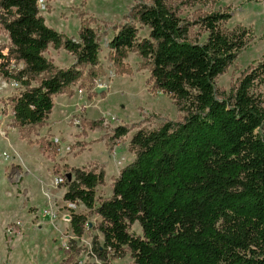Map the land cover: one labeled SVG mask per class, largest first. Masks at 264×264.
Returning <instances> with one entry per match:
<instances>
[{
	"label": "trees",
	"instance_id": "1",
	"mask_svg": "<svg viewBox=\"0 0 264 264\" xmlns=\"http://www.w3.org/2000/svg\"><path fill=\"white\" fill-rule=\"evenodd\" d=\"M215 1L136 0L112 26L107 48L115 73H132L125 59L137 53L151 89L169 95L183 116L132 133L134 158L112 178L108 197L96 199L103 168L70 166L58 175L63 199L88 210L70 209L72 233L81 236L86 225L98 230L103 243L93 240L92 250L103 264L127 252L134 264H264V60L251 62L228 90L216 87L253 34L241 24L227 27V8L181 14ZM91 23L81 19L77 37L68 36L46 24L39 0H0V32L8 39L0 46V77L18 85L4 103L10 126L51 159L57 141L31 135L45 125L54 97L73 95L75 85L89 88L104 73ZM49 47L71 54L73 63L56 65L45 55ZM128 131L117 125L110 137ZM88 214L99 220L90 225ZM136 222L141 234L130 231Z\"/></svg>",
	"mask_w": 264,
	"mask_h": 264
},
{
	"label": "rangeland",
	"instance_id": "2",
	"mask_svg": "<svg viewBox=\"0 0 264 264\" xmlns=\"http://www.w3.org/2000/svg\"><path fill=\"white\" fill-rule=\"evenodd\" d=\"M135 3L136 0H39L46 24L68 36L77 37L81 19L91 20L100 36L99 60L104 73L89 88L75 85L73 95L55 96L45 125L31 135L32 140L44 136L57 141L60 149L52 159L37 143L20 139L17 129L10 126L12 115L4 103L17 92L18 85L0 77V264H103L92 250L93 240L103 243L102 234L94 227H85L81 236L72 233L70 209L77 213L88 210L81 202L64 200L65 184H56L55 178L70 166L103 168L105 181L97 186L96 199L108 197L112 178L134 158L129 150L132 133L140 127L154 128L164 120L182 118L183 112L169 95L151 89L149 71L140 64L137 53L131 51L125 59L132 69L130 74H116L108 58L112 26L122 22ZM198 7L206 11L227 8L231 13L227 27L241 24L253 34L234 63L216 80L218 89L228 90L251 62L264 60V3L216 0L184 7L181 14L191 17ZM147 35L148 29L139 27V36ZM7 42L6 35L0 32V46ZM45 55L60 67L74 61L63 49L49 47ZM93 90L96 93L88 99V91ZM117 125L129 131L116 141L110 136ZM87 219L95 224L99 216L88 214ZM130 231L141 234L140 225L134 223ZM110 262L134 264L128 252Z\"/></svg>",
	"mask_w": 264,
	"mask_h": 264
},
{
	"label": "built area",
	"instance_id": "3",
	"mask_svg": "<svg viewBox=\"0 0 264 264\" xmlns=\"http://www.w3.org/2000/svg\"><path fill=\"white\" fill-rule=\"evenodd\" d=\"M55 183L56 184H64L65 183V178L64 176H57L55 178ZM85 227H88L87 225Z\"/></svg>",
	"mask_w": 264,
	"mask_h": 264
},
{
	"label": "crops",
	"instance_id": "4",
	"mask_svg": "<svg viewBox=\"0 0 264 264\" xmlns=\"http://www.w3.org/2000/svg\"><path fill=\"white\" fill-rule=\"evenodd\" d=\"M49 114H50V113H49ZM12 128H14V127H12ZM18 137H19V136H18ZM118 171H119V170H118ZM90 225H91V224H90ZM90 225H89V226H90Z\"/></svg>",
	"mask_w": 264,
	"mask_h": 264
},
{
	"label": "water",
	"instance_id": "5",
	"mask_svg": "<svg viewBox=\"0 0 264 264\" xmlns=\"http://www.w3.org/2000/svg\"><path fill=\"white\" fill-rule=\"evenodd\" d=\"M98 91H100V89Z\"/></svg>",
	"mask_w": 264,
	"mask_h": 264
}]
</instances>
